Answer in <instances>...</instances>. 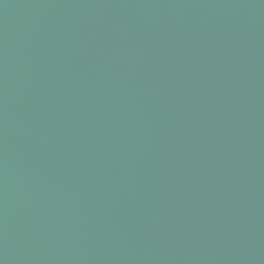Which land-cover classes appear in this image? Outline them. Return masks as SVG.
<instances>
[{
  "label": "water",
  "instance_id": "water-1",
  "mask_svg": "<svg viewBox=\"0 0 264 264\" xmlns=\"http://www.w3.org/2000/svg\"><path fill=\"white\" fill-rule=\"evenodd\" d=\"M0 264H264V0H0Z\"/></svg>",
  "mask_w": 264,
  "mask_h": 264
}]
</instances>
